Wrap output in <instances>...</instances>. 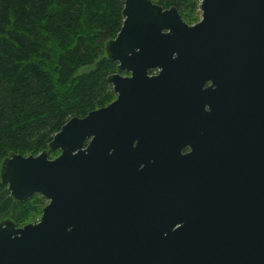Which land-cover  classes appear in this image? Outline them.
Returning a JSON list of instances; mask_svg holds the SVG:
<instances>
[{
    "label": "water",
    "instance_id": "obj_1",
    "mask_svg": "<svg viewBox=\"0 0 264 264\" xmlns=\"http://www.w3.org/2000/svg\"><path fill=\"white\" fill-rule=\"evenodd\" d=\"M199 9L200 21L186 26L174 8L123 0L121 25L105 53L117 60L118 70L128 56L140 59L155 49L164 59L173 48L200 65L209 56L218 58L221 49L226 66H253L260 81L256 149L249 141L247 149L236 151V137H228L222 173L192 171L184 161L178 162L184 172L176 163L164 165L148 209L156 213L153 221L131 230L112 220L107 200L118 197L107 188L108 158L89 139L96 129L103 135L112 106L69 118L47 143L48 150H59L58 157L50 160L46 151L10 154L0 164V183L12 200L33 194L48 200L36 223H0V264H264V0H200ZM113 79L117 104L125 80L106 81Z\"/></svg>",
    "mask_w": 264,
    "mask_h": 264
},
{
    "label": "flooded vegetation",
    "instance_id": "obj_2",
    "mask_svg": "<svg viewBox=\"0 0 264 264\" xmlns=\"http://www.w3.org/2000/svg\"><path fill=\"white\" fill-rule=\"evenodd\" d=\"M149 1L161 10L174 8ZM199 3L200 0L195 11L197 20L190 23L174 8L186 26L200 21ZM182 52L173 48L170 56L162 59L151 49L140 59L128 56L122 70L117 69V60L106 55L105 50L98 59L105 58L112 67L106 78L125 80L124 98L117 104L116 82L106 81L108 100L97 109L112 106L113 111L103 135L99 137L96 129L89 139L97 149L99 146L105 149L103 157L108 158L109 168L107 188L118 197H108L107 202L112 206V220L126 229L141 230L147 225L141 222L154 219L156 213L148 209L151 196L157 199L164 165L176 163L181 167L178 172H184L178 163L184 161L192 171L222 173L228 137H236V151L247 149L249 141L251 150L256 149L260 106L258 70L253 66H226L221 49L218 58L209 56L204 65L199 64V59L185 61L178 56ZM261 93L264 113V78ZM48 152L50 160L60 154L57 149ZM95 156L99 162L102 155L97 151ZM44 200L46 205L48 200Z\"/></svg>",
    "mask_w": 264,
    "mask_h": 264
},
{
    "label": "trees",
    "instance_id": "obj_3",
    "mask_svg": "<svg viewBox=\"0 0 264 264\" xmlns=\"http://www.w3.org/2000/svg\"><path fill=\"white\" fill-rule=\"evenodd\" d=\"M151 1L173 6L188 23L197 20L199 0ZM122 5L123 0H0V164L10 154L45 151L69 118L107 102L105 78L112 67L98 59L121 25ZM43 203L38 194L16 202L0 183V220L10 213L16 226L29 223Z\"/></svg>",
    "mask_w": 264,
    "mask_h": 264
},
{
    "label": "rangeland",
    "instance_id": "obj_4",
    "mask_svg": "<svg viewBox=\"0 0 264 264\" xmlns=\"http://www.w3.org/2000/svg\"><path fill=\"white\" fill-rule=\"evenodd\" d=\"M100 51H101V48H100ZM102 52H103V51H102ZM92 66H93V65L91 64V65H89V66H85V67L79 69L77 74L87 72L88 70H90V69L92 68ZM94 110H95V109H94ZM45 151H46V153L48 152L47 149H45ZM47 157L50 159V157H49V152L47 153ZM38 195H39V194H38ZM39 196H41V195H39ZM43 199H45V198L43 197ZM16 202H18V201H16ZM44 205H45V200H44V203H43L42 207L40 208V213H39V215H38L37 217H34L32 220H30V222H31V221L34 222V221H36V220L40 217L41 209L43 208ZM3 219H6L7 221H10V222L13 224V226L16 227V228H19V227L25 225V224H23V225L16 226V224H15L14 222H12V220H11V215H10V213L7 214ZM3 219H2V220H3ZM2 220H0V221H2ZM0 223H2V222H0ZM26 224H27V223H26Z\"/></svg>",
    "mask_w": 264,
    "mask_h": 264
}]
</instances>
